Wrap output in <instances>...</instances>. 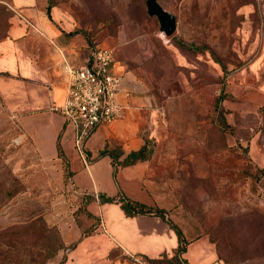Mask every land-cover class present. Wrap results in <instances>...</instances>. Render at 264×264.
<instances>
[{
    "label": "rangeland",
    "instance_id": "374dc122",
    "mask_svg": "<svg viewBox=\"0 0 264 264\" xmlns=\"http://www.w3.org/2000/svg\"><path fill=\"white\" fill-rule=\"evenodd\" d=\"M47 2L65 37L89 51L111 48L153 99L138 124L143 157L133 162L145 170L129 192L150 198L146 206L188 239L206 237L222 260L264 264V0H158L176 19L169 36L144 0ZM9 11L0 3V40ZM14 114L0 96V264H63L99 226L87 208L93 196L70 183L77 158L62 129L46 157ZM104 148L117 172L124 158L116 160L115 139Z\"/></svg>",
    "mask_w": 264,
    "mask_h": 264
},
{
    "label": "crops",
    "instance_id": "0c3cea01",
    "mask_svg": "<svg viewBox=\"0 0 264 264\" xmlns=\"http://www.w3.org/2000/svg\"><path fill=\"white\" fill-rule=\"evenodd\" d=\"M0 3H5L12 12L6 36L0 40V96L7 108L15 112L23 133L31 137L35 149L43 156H54L62 118L47 107L51 101L59 103L64 95L61 57L80 66L89 50L77 45L75 39L65 37L66 29L59 22L57 8L51 6L49 16L46 14L47 0H0ZM113 70L121 76L118 98L127 109L110 125L96 127L85 140L89 159H79L73 150L77 159L68 163L72 172L70 183L80 193L93 196L87 208L98 217L99 226L77 242L63 264H89L91 255L97 252L103 259L101 264H136L134 257L157 259L173 253L177 247L176 234L166 218L153 214L126 216L118 201L101 202L97 196L99 193L116 199L120 188L123 196L153 205L143 193L129 192L131 185L141 178L144 162L118 166L113 180L111 156L96 158L110 138L115 139L119 148L117 161L136 150L141 145L137 136L141 111L153 105V99L141 91L131 69L115 60ZM123 91L129 95L123 97ZM150 114H154L152 109ZM183 237L187 243L181 258L186 264H228L218 258L206 237ZM112 252L116 254L112 256Z\"/></svg>",
    "mask_w": 264,
    "mask_h": 264
},
{
    "label": "built area",
    "instance_id": "2783aa9c",
    "mask_svg": "<svg viewBox=\"0 0 264 264\" xmlns=\"http://www.w3.org/2000/svg\"><path fill=\"white\" fill-rule=\"evenodd\" d=\"M20 16V15H19ZM25 21V20H24ZM60 74L65 86L59 103L51 101L50 112L62 118V132L69 137L81 159L87 157L84 142L98 126H107L121 118L127 106L119 101L121 76L113 70V51L107 46H95L80 66L71 64L61 57ZM123 97L129 95L123 91ZM84 194V193H78ZM167 254L156 262L134 257L136 264H171ZM179 264H186L181 253L176 255ZM45 264H55L47 262Z\"/></svg>",
    "mask_w": 264,
    "mask_h": 264
},
{
    "label": "trees",
    "instance_id": "16d2710c",
    "mask_svg": "<svg viewBox=\"0 0 264 264\" xmlns=\"http://www.w3.org/2000/svg\"><path fill=\"white\" fill-rule=\"evenodd\" d=\"M51 6H53V5H51V3H48L47 2V6L45 7V11H46V14L48 16H49V8ZM11 14H12V12L9 11L7 13L6 17L11 16ZM64 34H65V32H64ZM57 137H58V135H57ZM55 147L57 149V139H56V142H55ZM143 150H144V145L141 146L139 149L130 151L124 157V160L122 161V164L121 165H128V164L133 163L136 160L142 159L143 156L141 154H142ZM102 155H109V156H111V152H109L107 149L103 148L102 150H100L97 153L96 158H98L99 156H102ZM87 156H88V154H87ZM111 162H112V156H111ZM114 175H115V172L113 170L112 171L113 178H114ZM251 175L254 176V173L251 174ZM97 196H98V198L100 199L101 202H112L114 200L118 201L119 204H120L121 210L123 211V213L126 216H132V215H136V214H153V215H157V216H160L162 218H165L164 211L162 209H160L158 207H148V206L144 205L143 203H140L138 201H135V200H132L130 198H127V197L123 196L120 193L118 195V198H116V199L114 197L105 196V195H102V194H99V193H98ZM258 215H259V218H260L261 225L263 227V231L261 233V240L263 241V239H264V214H258ZM166 220H167V218H166ZM34 222L35 223L37 222V224L40 225L39 227H40V229L42 231H44V229L47 230V227H45V225H44V223L42 222L41 219L40 220H36ZM167 222H168L169 226L173 229V231L175 232L176 237H177V247L173 251V255L169 259V261H170L171 264H179V262H178V260L176 258V255L178 253H182L184 251V246L187 243V240L184 239L181 231L175 225H173L168 220H167ZM30 225H32V222H29V224L27 225V227H29ZM33 229L34 228H32V231H33ZM246 252L247 251L244 250V248L241 247L238 250V256H239V258H241V259L244 258ZM164 256L165 255H162L161 257L164 258ZM218 258H219V256H218ZM158 260L159 259L157 258V259H148L147 261H149V262H156ZM224 262L229 263V264H236L237 263V262H234V261L229 262L227 260H225Z\"/></svg>",
    "mask_w": 264,
    "mask_h": 264
},
{
    "label": "water",
    "instance_id": "95a60500",
    "mask_svg": "<svg viewBox=\"0 0 264 264\" xmlns=\"http://www.w3.org/2000/svg\"><path fill=\"white\" fill-rule=\"evenodd\" d=\"M146 14L154 16L158 23V31L164 36H169L175 30V16L166 11L158 3V0H144Z\"/></svg>",
    "mask_w": 264,
    "mask_h": 264
}]
</instances>
